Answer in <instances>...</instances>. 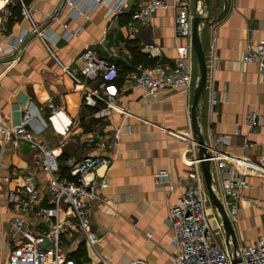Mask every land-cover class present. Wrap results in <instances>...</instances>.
Returning <instances> with one entry per match:
<instances>
[{
  "label": "crops",
  "instance_id": "1",
  "mask_svg": "<svg viewBox=\"0 0 264 264\" xmlns=\"http://www.w3.org/2000/svg\"><path fill=\"white\" fill-rule=\"evenodd\" d=\"M75 1L0 0V44L3 49L13 48L7 54L0 53V120L7 126H19L26 115H31L27 131L38 142L56 149L62 164L68 157L104 156L112 161L108 170H98L108 186L91 210V229L98 234L96 251L101 258L110 264H131L136 260L173 264L174 232L168 217L188 188L187 163L198 156L191 121L198 66L194 88L189 93L167 89L153 98L130 86L129 73L118 86L112 82L118 78V71L125 67L133 70L138 65L128 50L125 24L129 13L106 19L105 8L101 7L90 17L70 20ZM129 1L135 7L149 0ZM164 1L171 6L178 0ZM194 7L198 8L196 15L210 22L200 27L206 60H211L213 37L217 59L198 103L200 132L208 144L221 140L215 148L224 160L246 156L258 165L264 160V73L256 65L242 62L241 55L248 44L264 35V0H194ZM175 20L173 8L159 10L132 40L139 50L146 44L159 46L161 56L152 60L169 70L175 66L179 49L188 43L177 37ZM34 28L44 34L30 35ZM78 28V37L63 39L67 31ZM87 49L115 68V74L106 72L92 84L100 95L106 87L102 88V84L116 85L110 88L117 93L114 109L101 103L96 109L81 105L83 89L69 72L83 68L81 55ZM210 92L216 98L214 106L208 103ZM50 104L72 121L69 136L58 135L49 127ZM250 113L259 117L260 126L255 131L246 126ZM116 128L123 130L119 146L98 150L99 143L109 141ZM246 142L252 147L246 149ZM38 156V151L22 140L12 139L5 146L1 175L8 181L1 184L0 191V245L6 248V256L12 247L10 222L28 218L9 205L7 195L28 175L41 190L45 189ZM259 169L261 175L248 178V195L264 204V171ZM162 175L168 179L165 184H159L158 177ZM62 217L67 218V214L63 212ZM263 219V214L243 209L236 230L238 242L252 244L264 235ZM63 244L62 250L79 257L84 264H100L78 232L68 233Z\"/></svg>",
  "mask_w": 264,
  "mask_h": 264
},
{
  "label": "built area",
  "instance_id": "2",
  "mask_svg": "<svg viewBox=\"0 0 264 264\" xmlns=\"http://www.w3.org/2000/svg\"><path fill=\"white\" fill-rule=\"evenodd\" d=\"M101 7L105 8L106 19L120 18L129 13L130 18L125 24L129 41L134 40L139 31L149 25L157 11L173 8L176 11V35L178 38L188 40L187 45L179 49V57L174 68L169 70L161 64L149 66L140 63L129 72L127 82L153 98H157L167 89L179 88L186 93L192 91L197 70V59L192 48V29L196 16L194 0H178L171 6L164 0H149L139 2L135 7H132L129 0H76L69 19L76 21L80 17H90ZM24 9L27 15V7L24 6ZM29 34L42 35L44 32L34 28ZM29 34L26 33L25 36ZM80 34V28L67 31L63 39L69 41ZM214 43L215 37L212 40L211 60L207 62V85L217 66ZM12 50V47L3 49L0 44V53L7 54ZM141 51L150 59H157L162 53L161 48L155 44H146ZM81 59L84 61L83 68L69 72L76 84L83 89L81 105L96 109L101 103L109 110L116 108L117 93L110 91V88L115 89L116 85L102 84V88L106 86L102 95L92 88V84L104 73L115 74L114 66L99 58L90 49L82 53ZM241 60L246 64L256 65L259 71L264 73V35L245 47ZM208 103L210 106L216 104L212 92L209 93ZM49 108L51 110L48 117L49 127L58 135L69 136L72 121L53 104H50ZM30 121L29 114L19 126H7L0 120V191L1 184L8 181L1 175V169L5 146L12 139L27 142L38 151V164L45 184V189L41 190L37 181L28 175L24 177L23 184L8 192L9 205L28 218L18 217L10 222L8 234L12 247L6 256V248L0 245V264H84L79 257L75 258L62 250L64 238L74 231L84 238L86 246L101 260L100 264H110L96 251L99 237L91 229V210L93 203L101 200V192L108 186L105 176L97 174L98 170L100 168L108 170L112 161L104 156H85L80 159L68 157L62 164L56 149L50 148L44 142H38L27 131L26 126ZM246 126L248 130L255 131L260 126L258 115L248 114ZM122 134L121 128L114 129L112 138L109 141L102 140L98 150L117 148ZM219 144L220 139L208 144L210 152L208 160L214 166L217 196L236 233L240 223V212L243 209H253L264 215V204L248 195L251 187L248 178L252 175H261L259 168L264 171V160H260L258 165L251 163L246 156L241 159L224 160L222 153L215 148V145ZM251 147L250 143H245L246 149ZM201 162L198 156H193L188 161L189 171L186 176L188 188L171 208L168 217L174 232L173 264H233L234 250L231 243H226L219 214L210 207ZM163 177V175L158 177L159 184L168 182V179L164 180ZM169 190L173 192V186H170ZM213 211L216 213L217 227H213L210 222ZM63 212L67 214V218L73 220L70 222L63 218ZM235 254L240 261L239 264H264V235L258 236L252 244L238 242ZM131 264L148 263L136 260Z\"/></svg>",
  "mask_w": 264,
  "mask_h": 264
},
{
  "label": "water",
  "instance_id": "3",
  "mask_svg": "<svg viewBox=\"0 0 264 264\" xmlns=\"http://www.w3.org/2000/svg\"><path fill=\"white\" fill-rule=\"evenodd\" d=\"M197 10L198 8H196V12ZM203 23H205L206 25L210 24L207 18L196 15L193 21V29H192V48L197 59L199 78L196 87L194 89L193 105L191 110L192 131L194 135V141L198 150V157L200 160H202L200 166L204 177L207 193L209 196L210 205L212 209L220 216L226 237V243L232 244L234 250L233 264H239L240 261L236 258V254H235L238 248V238L236 236L233 226L227 219L221 201L217 196L215 190L214 168H213V164L208 160L210 158L209 146L200 132L197 121L198 109H199L198 103L202 98V96L204 95L207 86V60L200 37V27L201 24Z\"/></svg>",
  "mask_w": 264,
  "mask_h": 264
},
{
  "label": "trees",
  "instance_id": "4",
  "mask_svg": "<svg viewBox=\"0 0 264 264\" xmlns=\"http://www.w3.org/2000/svg\"><path fill=\"white\" fill-rule=\"evenodd\" d=\"M129 42H130V45L128 46V50L130 51V53L134 59V64H140V63L144 64L145 63L146 65H149V66L156 65V61L150 59L146 54H144L141 50H139L136 47V45H135L136 43L134 41H129ZM130 71H132V68L130 69V68L125 67L124 69H120L118 71V78L113 79L112 82L116 83L118 86H121L123 84L124 77ZM112 82H111V84H112Z\"/></svg>",
  "mask_w": 264,
  "mask_h": 264
},
{
  "label": "rangeland",
  "instance_id": "5",
  "mask_svg": "<svg viewBox=\"0 0 264 264\" xmlns=\"http://www.w3.org/2000/svg\"><path fill=\"white\" fill-rule=\"evenodd\" d=\"M198 75H199V73H198ZM196 81H195V83H197ZM216 220H217L216 219V213L213 211V216H211V220H210V222H211V224H212L213 227H217V221Z\"/></svg>",
  "mask_w": 264,
  "mask_h": 264
}]
</instances>
